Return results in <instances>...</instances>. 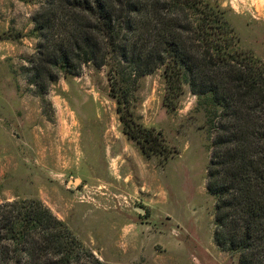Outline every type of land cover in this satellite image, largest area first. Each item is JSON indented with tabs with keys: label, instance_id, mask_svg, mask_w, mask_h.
I'll return each instance as SVG.
<instances>
[{
	"label": "rangeland",
	"instance_id": "obj_1",
	"mask_svg": "<svg viewBox=\"0 0 264 264\" xmlns=\"http://www.w3.org/2000/svg\"><path fill=\"white\" fill-rule=\"evenodd\" d=\"M212 1L227 11L241 47L264 61V0ZM43 2L0 0V204L42 201L106 264H240L214 239L209 97L186 85L171 99L164 68L140 77L135 115L175 151L146 158L122 131L108 67L61 76L46 93L28 82ZM127 223L138 237L123 243Z\"/></svg>",
	"mask_w": 264,
	"mask_h": 264
},
{
	"label": "trees",
	"instance_id": "obj_2",
	"mask_svg": "<svg viewBox=\"0 0 264 264\" xmlns=\"http://www.w3.org/2000/svg\"><path fill=\"white\" fill-rule=\"evenodd\" d=\"M226 15L212 0H44L25 73L46 93L61 76L108 67L122 131L148 159L175 151L136 117L138 79L164 68L171 99L186 85L209 97L214 239L240 264H264V61L241 47ZM0 264L106 263L42 201L19 199L0 204Z\"/></svg>",
	"mask_w": 264,
	"mask_h": 264
},
{
	"label": "crops",
	"instance_id": "obj_3",
	"mask_svg": "<svg viewBox=\"0 0 264 264\" xmlns=\"http://www.w3.org/2000/svg\"><path fill=\"white\" fill-rule=\"evenodd\" d=\"M128 226H130L131 228L127 229ZM135 228H136V224L135 225L134 224L129 225L128 223L125 224V226H123L121 228V230L119 231L118 238H120V240L122 242H123V240H127V239H130V240L136 239V237H138V236H135L134 235L135 233L133 234V231ZM128 230H130V231L128 232ZM129 233L131 234L130 236H129ZM123 243H125V242H123Z\"/></svg>",
	"mask_w": 264,
	"mask_h": 264
}]
</instances>
